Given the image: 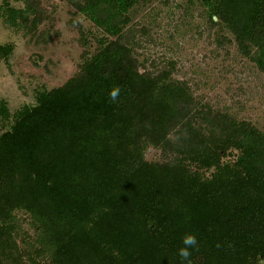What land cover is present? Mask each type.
<instances>
[{
  "label": "trees",
  "instance_id": "16d2710c",
  "mask_svg": "<svg viewBox=\"0 0 264 264\" xmlns=\"http://www.w3.org/2000/svg\"><path fill=\"white\" fill-rule=\"evenodd\" d=\"M14 1L0 2L3 23L36 28L35 1ZM67 1L105 37L32 104L0 99V264H181L186 232L191 264H261L264 131L199 106L172 62L143 67L123 35L138 0ZM199 4L264 73V0ZM13 49L0 42V61Z\"/></svg>",
  "mask_w": 264,
  "mask_h": 264
},
{
  "label": "rangeland",
  "instance_id": "374dc122",
  "mask_svg": "<svg viewBox=\"0 0 264 264\" xmlns=\"http://www.w3.org/2000/svg\"><path fill=\"white\" fill-rule=\"evenodd\" d=\"M34 1L40 12L36 28H12L0 19V42L14 45L10 57L0 61V99L10 111L32 104L36 90L73 76L83 53H93L105 37L67 0ZM128 17L123 35L143 67L157 71L172 62V76L186 82L199 106L264 131V73L241 54L226 28L209 24L199 0H138ZM4 128L0 121V131ZM167 153L148 146L145 157L160 161Z\"/></svg>",
  "mask_w": 264,
  "mask_h": 264
},
{
  "label": "clouds",
  "instance_id": "9594fccd",
  "mask_svg": "<svg viewBox=\"0 0 264 264\" xmlns=\"http://www.w3.org/2000/svg\"><path fill=\"white\" fill-rule=\"evenodd\" d=\"M121 94L119 86H113L109 92L108 97L113 103H117ZM181 247L177 249V255L180 257L181 264H191V252L198 248V240L195 234L186 232L181 237ZM264 264V261L261 262Z\"/></svg>",
  "mask_w": 264,
  "mask_h": 264
}]
</instances>
